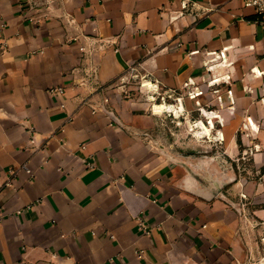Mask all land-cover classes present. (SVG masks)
<instances>
[{
	"label": "crops",
	"instance_id": "1",
	"mask_svg": "<svg viewBox=\"0 0 264 264\" xmlns=\"http://www.w3.org/2000/svg\"><path fill=\"white\" fill-rule=\"evenodd\" d=\"M182 1L0 0V264H240L247 207L171 153V111L103 101L129 72L182 96L164 103L226 149L227 192L264 195V25L242 0Z\"/></svg>",
	"mask_w": 264,
	"mask_h": 264
},
{
	"label": "rangeland",
	"instance_id": "2",
	"mask_svg": "<svg viewBox=\"0 0 264 264\" xmlns=\"http://www.w3.org/2000/svg\"><path fill=\"white\" fill-rule=\"evenodd\" d=\"M207 72L209 70H206ZM143 79L140 74L135 73H126L123 75L116 83H114L113 91L111 96L106 93V96L103 98L104 103H109L113 105V102H118L116 98L113 100V97H118L121 95L122 100L127 101H136L146 102L149 94H147L146 87L143 86ZM211 90V88H209ZM179 94V92L177 93ZM178 95L172 96V98L167 101L175 104L176 101L173 100ZM151 98V96H150ZM160 101L158 100H153ZM165 102V101H164ZM114 106V105H113ZM115 107V106H114ZM137 107V106H135ZM173 105L170 104L169 111L170 113H164L160 115L156 122L157 127H160L157 131V134L161 139H166L170 141L169 149L171 153L179 154L183 157L191 158H203L204 160L209 161V164L205 166L204 171V183L210 186H215L221 190L224 196H229L234 198L235 202L240 205L247 207V215L250 218L248 226L246 225L245 236H246V245L247 250L242 256L240 264H263L264 262V212H257L258 208L264 209V195H249L243 194L235 189L233 193H228L227 188L233 185V182L229 183L226 172L230 163L226 160V149L218 148L212 146L206 147H196L194 144L193 132L189 131V127L196 130L195 119H192L190 123L189 120H186L184 116L181 118L177 117L178 115L173 110ZM168 109V108H167ZM171 109V110H170ZM151 111V110H150ZM146 112V113H150ZM167 111V110H166ZM178 112V110H176ZM185 113V110H183ZM145 114V112H144ZM186 115V114H185ZM209 118V113L205 115V121L207 122ZM149 120L144 119L143 124L146 125ZM203 127V126H202ZM195 132V131H194ZM239 153V152H237ZM243 163H236L234 165L236 171H244ZM232 170V168H230ZM264 170V168H263ZM213 171V173H212ZM246 172V170H245ZM254 172V171H252ZM215 175V176H214ZM220 175V176H219ZM222 175V176H221ZM217 176V177H216ZM260 177L258 176V180ZM237 182V181H236ZM239 182V181H238ZM246 183V181H245ZM242 187V185L240 186ZM220 191V192H221Z\"/></svg>",
	"mask_w": 264,
	"mask_h": 264
},
{
	"label": "built area",
	"instance_id": "3",
	"mask_svg": "<svg viewBox=\"0 0 264 264\" xmlns=\"http://www.w3.org/2000/svg\"><path fill=\"white\" fill-rule=\"evenodd\" d=\"M242 3L245 7H248L254 11L256 16L252 20L257 22V23L264 25V0H242ZM182 7L184 9L188 8V1L187 0L182 1ZM28 19L31 21H40V19H38L34 15H29ZM156 87H157V93H156L157 99L156 100L160 99L159 102L167 101L168 99L172 98V96H174L173 94L159 92V87L158 86H156ZM198 88L199 87H197L193 93H190L191 94L190 96L195 97L196 95H199V93H198L199 91L197 90ZM52 90L61 91L62 87H58L57 89H52ZM200 92L202 93L203 90L200 89ZM182 99H183L182 96H176L175 98H173V100L176 101L175 104H177L178 102H182ZM230 99L233 100V97L231 95H230ZM220 102H221V100H220ZM197 104L200 105V102L198 101ZM152 107H153V111H155L153 105H152ZM103 109L107 110L105 107ZM212 115H213L212 113H209V118L207 120L209 122V124H212V122H211L212 121ZM22 167L24 169H26L27 171L31 172V169L27 166V164L22 165ZM11 174H15V171L12 170ZM10 181H12V179ZM10 181H8V183ZM141 223H142V220H141Z\"/></svg>",
	"mask_w": 264,
	"mask_h": 264
},
{
	"label": "bare ground",
	"instance_id": "4",
	"mask_svg": "<svg viewBox=\"0 0 264 264\" xmlns=\"http://www.w3.org/2000/svg\"><path fill=\"white\" fill-rule=\"evenodd\" d=\"M213 80H215V78L213 79ZM143 85H149L150 86V96H151V99H157V94L155 93L156 91H157V87L155 86V87H153V84H152V82L151 81H148V80H144V83H143ZM153 91H155V92H153ZM200 92V91H199ZM154 107H155V109H157L158 111H164V110H168L169 108H170V105H168V104H166V103H164V102H157V101H155L154 102ZM168 108V109H167ZM212 122V121H211ZM191 123V122H190ZM197 126H199V125H203L204 123H202V121L201 120H198V122L197 123H195ZM213 124V123H212ZM193 129V128H192ZM196 133L198 134V135H201V134H210L211 132H210V129L208 128V126H206V125H204V127H203V130H200V129H197V131H196ZM263 264H264V262H263Z\"/></svg>",
	"mask_w": 264,
	"mask_h": 264
}]
</instances>
